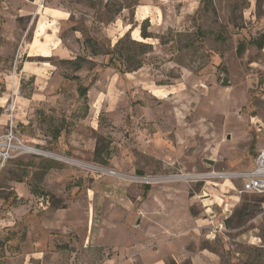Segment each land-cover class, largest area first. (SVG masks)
<instances>
[{"label": "rangeland", "instance_id": "rangeland-1", "mask_svg": "<svg viewBox=\"0 0 264 264\" xmlns=\"http://www.w3.org/2000/svg\"><path fill=\"white\" fill-rule=\"evenodd\" d=\"M4 3L0 154L36 153L0 158V264H264V193L198 177L264 149V0Z\"/></svg>", "mask_w": 264, "mask_h": 264}, {"label": "built area", "instance_id": "built-area-1", "mask_svg": "<svg viewBox=\"0 0 264 264\" xmlns=\"http://www.w3.org/2000/svg\"><path fill=\"white\" fill-rule=\"evenodd\" d=\"M12 151L22 153H36V150L26 147L22 144H14L10 138H6V146L0 154L4 162L10 157ZM198 177H207L213 179L224 178L225 180L233 179L241 184L239 193L263 194L264 193V149L257 152L252 166L248 170H243L225 174H205Z\"/></svg>", "mask_w": 264, "mask_h": 264}, {"label": "crops", "instance_id": "crops-1", "mask_svg": "<svg viewBox=\"0 0 264 264\" xmlns=\"http://www.w3.org/2000/svg\"><path fill=\"white\" fill-rule=\"evenodd\" d=\"M4 5H5L4 0H0V18L3 19V23L1 24L3 28H4V25L6 24V21H5V18H4L5 17L4 16L5 15V11H6L5 10L6 9V5L5 6ZM143 13L144 12H143V8L142 7H137L134 10V16L136 17L135 20H134V22L138 21L137 20V17H140V19L138 18L139 21H142V20L143 21H142V23L140 25V30L139 31H137V29H132L131 32L134 33V32L137 31L138 32V35L141 37V39L146 41L147 39L150 38V36L147 37V38L142 37L141 30H142V28H146V31H147V33L149 35V32H148L149 17L148 16H145V14H144V17L142 18L141 15H143ZM146 13H153V15H155L154 12H152V9H148ZM34 15H35V19H36V25L34 26L35 34L33 35V42L37 38L36 37V34H39L40 31H42V30H44V31H51L55 27V25L58 24V22H62V21H64L67 18V14L66 13H63L61 11H57V9H47V8H44V7H42L41 12L40 11H38V12L36 11ZM43 21H45L46 23H44ZM39 26H42V28L39 29ZM120 40H122V38L119 39L118 42ZM136 41L137 40H135L134 43L145 45L144 44L145 41H137V42ZM118 42L115 44V46L118 44ZM110 59H111V57L109 58V61H108V64L107 65L108 66H113V67H118L117 65H114V63L116 62V60L114 59V57H113V59H111V60H114V63H112V61H110Z\"/></svg>", "mask_w": 264, "mask_h": 264}, {"label": "trees", "instance_id": "trees-1", "mask_svg": "<svg viewBox=\"0 0 264 264\" xmlns=\"http://www.w3.org/2000/svg\"><path fill=\"white\" fill-rule=\"evenodd\" d=\"M204 1H205V0H204ZM201 2H202V0H201ZM205 8H207V5L205 6ZM141 35H142V37H144V38L149 37V35H148L147 31H146V28H142V30H141ZM195 35H196V39H197V40H200V39H201V31H200V29H197V30H196ZM120 42H121V40L118 42V44H119ZM132 43H134V42H132ZM138 45H140V46H144V45H142V44H138ZM249 45L255 47L257 50H262V49L264 48V34H261V35H259V36H257V37H252V38H250L247 42H245V41H241V42L238 44V46H237L236 54L240 56L242 53H244L246 47L249 46ZM112 52H113V51L106 50L105 55H109V56L111 57V59H113ZM111 59H110V61H112V63H114V60H111ZM114 65H117V64L114 63ZM140 66H141V65L138 64V66H137L136 68H139ZM73 79H76V78H73ZM77 79H78V78H77ZM78 92H79V95H80V96L85 97L86 92H87V89H86V87L80 86V87L78 88ZM58 137H59V131H57V132L54 134L53 139L56 141ZM98 150H99V149L96 148V151H95V159L99 161V156H98V152H99V151H98ZM48 169H49V168H47L46 170H48ZM148 190H149V187L146 186V187H145V194H146V191H148ZM169 264H176V263L172 261V262H170ZM185 264H187V263H185Z\"/></svg>", "mask_w": 264, "mask_h": 264}]
</instances>
